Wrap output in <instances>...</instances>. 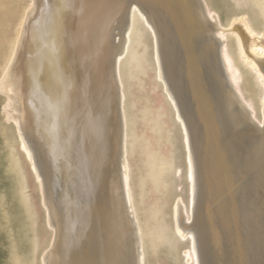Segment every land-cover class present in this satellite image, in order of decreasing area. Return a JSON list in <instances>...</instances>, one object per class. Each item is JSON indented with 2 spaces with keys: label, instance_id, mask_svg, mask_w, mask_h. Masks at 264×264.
<instances>
[{
  "label": "bare ground",
  "instance_id": "obj_1",
  "mask_svg": "<svg viewBox=\"0 0 264 264\" xmlns=\"http://www.w3.org/2000/svg\"><path fill=\"white\" fill-rule=\"evenodd\" d=\"M22 2L0 0V264H264V0Z\"/></svg>",
  "mask_w": 264,
  "mask_h": 264
},
{
  "label": "rangeland",
  "instance_id": "obj_2",
  "mask_svg": "<svg viewBox=\"0 0 264 264\" xmlns=\"http://www.w3.org/2000/svg\"><path fill=\"white\" fill-rule=\"evenodd\" d=\"M212 2H213V5H214V7H216V9H217V0H211ZM30 2V0H23V2H22V5H24V6H26V5H28V3ZM210 17V16H209ZM225 16H224V14H222V19H225L224 18ZM213 20V19H212ZM214 21V20H213ZM224 40H226V38L224 39ZM1 71V70H0ZM252 73V76H251V74H250V80H252V82L254 83V86H256L255 88L253 87L252 88V92L251 93H248L247 94V96L248 95H250L251 97H253V99L255 100V102L256 103H258V99H259V97H261L262 95H263V93H259L258 91H260L261 90V92H263L262 91V87H261V83H260V81L257 79L256 80V77H255V75H256V71H254L253 70V72H251ZM255 73V74H254ZM0 74H1V72H0ZM255 78V80H254V78ZM0 79H1V77H0ZM166 80V79H165ZM257 81V82H256ZM259 81V82H258ZM166 82H167V80H166ZM237 84V83H236ZM235 84V86H241V83L238 85H236ZM258 86H257V85ZM167 85H168V87L170 88V86H169V84L167 83ZM258 87V88H257ZM256 89L258 90V89H260V90H258V91H256ZM170 90H171V88H170ZM172 93V92H171ZM256 94V95H255ZM259 94H260V96H259ZM172 95H173V98H174V100H175V103L177 104V100H176V98H175V96H174V94L172 93ZM241 99V98H240ZM241 100H243V99H241ZM245 101L243 100V103H244ZM179 104V103H178ZM177 104V108L179 109V111H181L180 110V106ZM244 105H247L246 103H244ZM258 105V104H257ZM257 113H258V116L259 117H262V111H261V108L259 107V105H258V111H257ZM252 118L254 119V121H255V123L256 124H254L253 122H252ZM261 119H263L264 120V116L261 118ZM249 122L252 124V126L254 127V128H256L257 130H260L263 126H264V122H263V124L260 122V120H258V119H256L255 117H253V115L251 116V119L249 120ZM1 130V129H0ZM0 133H1V135H0V149L1 148H3L2 149V154H4L5 152V149H4V139H3V137H2V130L0 131ZM177 145L180 147V149H179V151H178V162L180 163L181 162V160H182V148H181V145H180V141H178L177 142ZM4 150V151H3ZM181 170H182V172H181V181H182V175H183V167L181 166ZM177 190H178V193H182L183 195H184V198H185V200H186V202H187V198H186V184L185 183H182V184H180L179 185V187L177 188ZM44 227V228H43ZM45 231H46V226H45V224L43 225L42 224V226H40V227H37V233L40 235V238H42V244H41V247L39 248V250L40 251H38V254H41L42 252H44V250H46V249H48V245H49V240H50V236L49 235H46L45 234ZM184 244H182V246H183ZM45 248V249H44ZM47 251V250H46ZM2 251H0V258H1V256H2ZM38 256V258H40V256L39 255H37Z\"/></svg>",
  "mask_w": 264,
  "mask_h": 264
},
{
  "label": "water",
  "instance_id": "obj_3",
  "mask_svg": "<svg viewBox=\"0 0 264 264\" xmlns=\"http://www.w3.org/2000/svg\"><path fill=\"white\" fill-rule=\"evenodd\" d=\"M198 1L203 6V8H206L205 0H198ZM208 20L210 23H212L214 25L215 21H213L209 16H208ZM103 75L105 76V73L100 72V74H99V85H98V98H97V102H96L98 111L96 113V120H95L96 123L94 126V130L99 129V131H100V129L101 130L104 129L107 132L109 120H107V118H106V110H107V106H106L107 104L106 103H107L108 95H110V86H107L106 84L103 83V80H102ZM233 89L237 93V89L234 85H233ZM99 92H100V95H99ZM244 106L251 113V109L249 108V106L248 105H244ZM99 118H102V121ZM252 122L254 124H256L253 118H252ZM105 164H106V162H105Z\"/></svg>",
  "mask_w": 264,
  "mask_h": 264
}]
</instances>
